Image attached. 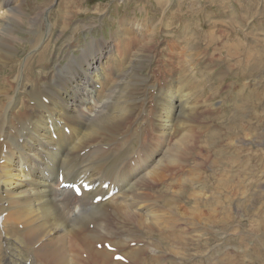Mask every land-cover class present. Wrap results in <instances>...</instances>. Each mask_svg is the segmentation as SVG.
I'll use <instances>...</instances> for the list:
<instances>
[{
    "label": "rangeland",
    "instance_id": "obj_1",
    "mask_svg": "<svg viewBox=\"0 0 264 264\" xmlns=\"http://www.w3.org/2000/svg\"><path fill=\"white\" fill-rule=\"evenodd\" d=\"M19 1L14 3L15 6L19 4L18 10L22 17V23L18 24L19 28L15 32L19 38L13 45L17 51L16 57L28 54L24 45L30 42L45 43L52 37L55 39V53L59 57L64 55L63 64L72 54L79 53L84 44L83 49L96 48L100 41H104L101 39L103 37L112 40L111 44L115 48L113 58L117 59L119 68L122 62L127 63L129 56L138 53L137 57L141 58L138 50H144L142 69L138 70L140 81L148 79L152 83L158 78L155 85L166 84L172 74L176 80H170L173 83L171 85L187 90L189 81H185L186 78H195L199 90L194 93L197 96L194 99V111H202L194 116L193 123L196 124L186 126L188 143L177 149L172 146L177 150L174 153L176 161L171 159L169 166H161V180L147 179L148 183L141 184L143 187L147 184V191L151 189L146 193L147 201L144 200L147 206L150 205L149 214L157 210L161 216L162 211L154 207L157 206L164 209L163 217H171L167 220L163 218L164 221L156 217L150 219L165 225L169 230L165 228L161 231L162 228H158L160 233L154 231L150 234L134 226L137 232L140 230L142 233H137V237L136 233L123 234V239H140L130 241L128 245L132 247L128 251L136 248L144 251L141 253L146 256L159 257L153 264H264V0ZM69 8L71 14L66 18L67 25L73 27L84 24L87 28L80 27L77 33L69 30V38L65 35L58 38L61 20H50L54 17L60 19L59 14L67 12ZM42 15L44 22L40 20ZM81 17L84 20L80 21ZM123 17L130 18L128 22L125 21L127 28L131 27L129 35L132 38L129 40L122 39L121 34L114 35L121 22L118 23V18ZM35 19L37 23L32 26ZM188 40L191 41L192 53L186 51ZM8 41L11 42V39ZM41 49L35 51L26 68L19 70L31 74L24 75L25 81L22 77L24 83L29 85L33 81L31 90L25 91L23 86L25 92L37 91V87L47 91L46 82L42 86L39 84L49 79L48 72L44 70L54 69L58 57L48 53L50 61L42 66L44 63L41 60L46 54ZM114 54L117 56L114 57ZM187 54L191 55V61L187 59ZM1 63L0 76L5 78L0 80V90L18 91L14 90L13 85V79L18 77L15 75L19 72L15 62H7L8 69ZM34 70L38 71L35 76ZM0 100H4L3 96H0ZM30 109L29 102L21 96L10 118L23 119L28 116ZM158 112L162 110L155 111L147 107L141 117L144 115V122H152ZM124 134L133 136L130 140L136 150L145 144L158 157H162L165 148L173 143L175 137H169V143H162L157 133L150 131L142 122L130 124V130ZM210 134L212 138L209 140ZM206 142H209V146ZM2 154L0 149V158ZM2 169L4 165L0 166ZM192 205L195 211L203 213V218L189 213ZM125 213L126 210H122L121 217L125 218ZM107 214L111 215L110 212ZM200 219L209 220L208 227ZM174 233L179 234L174 236L175 239L166 238V235L171 237ZM77 236L82 237L78 233ZM149 236L151 239H148ZM159 236L163 237L167 248L171 243L173 250L160 246L156 248L155 244L162 245ZM135 243L138 244L135 246ZM107 244L101 241L98 246L106 247ZM80 257L78 262H88L87 254ZM161 258H164L163 262L159 261ZM114 260L119 259L114 257ZM100 261L102 264L106 262L105 258L95 256L92 264H100ZM119 261L124 262V259Z\"/></svg>",
    "mask_w": 264,
    "mask_h": 264
},
{
    "label": "bare ground",
    "instance_id": "obj_2",
    "mask_svg": "<svg viewBox=\"0 0 264 264\" xmlns=\"http://www.w3.org/2000/svg\"><path fill=\"white\" fill-rule=\"evenodd\" d=\"M18 1L0 0V61L4 67L7 66V62H15L19 71L28 66L35 51L41 47L44 55L46 54L41 60L44 63L42 66L50 61L48 53L59 56L55 53V39L48 37L45 43L30 42L29 45H24L28 54L24 57H16L17 51L14 50L13 45L19 37L15 32L19 28L18 24L22 23L19 4L14 5ZM95 8L97 10V7ZM67 10L59 14L60 19L54 17L50 20H61L58 38L64 35L69 38V30L77 33L80 27L87 28L84 24L73 27L67 25L66 18L71 14L70 8ZM100 12L103 13L101 9ZM35 15L37 16V13ZM166 17L169 18V15ZM82 19L83 17L80 21ZM118 19V23L121 22L115 29L114 35L121 34L122 39H131L132 36L129 35L131 27L128 29L125 24L130 18ZM40 20L43 21V15ZM36 23L37 20H33L32 26ZM43 37L45 36H40ZM8 39H11V42ZM101 39L104 41L98 40L101 43L96 48L83 49L84 44L83 50L72 54L73 56L68 57L64 64H61L60 56L54 69L47 71L49 79L42 80L39 84L42 86L46 82L47 91L42 87H37V91L32 92L20 91L25 84L20 71L15 75L18 77L13 79L14 90L18 91L0 90V96L4 99L0 100V132H2L0 136L4 137V143L7 145L2 148L1 156L5 164L4 169L0 170V216L3 215L0 221V264H92L95 256L105 258L104 264H130L127 260L135 264H153L157 262L156 258H159L146 256L141 253L144 251L136 248L128 251L132 247L128 243L140 239H123V234L136 233L137 237V233H142L141 229L150 234L154 231L160 233L158 228H162L161 231L165 228L169 230L165 225L151 220L156 217L159 221H164L163 218L167 220L166 218L171 219V217H163L164 209L154 205L152 206L155 209L162 211V215L160 216L161 212L157 210L149 214L151 208L149 204V206L145 204L147 201L145 196L151 189L147 191V184L144 187L141 184L147 179L159 180V175L162 174L161 166H169L171 159L176 161L174 153L177 147L188 143L189 133L185 131L186 126L193 123L194 116L202 111L197 113L194 111L196 109L194 99L197 97L194 93L199 89L194 76L186 78L185 81H189L187 90L171 85L173 83L170 80H176L172 74L166 84L155 85L154 82L158 78L152 83L148 79L140 81L138 70L142 69L144 50H138L142 55L141 58L137 57L138 53L129 56L127 63L122 62L119 68L117 59L113 58L115 48L111 44L112 40L103 37ZM188 41L186 51L191 52V41ZM123 43L125 47L124 40ZM71 51L75 52V49L71 48ZM116 56L114 54V57ZM186 56L188 60L191 59V55ZM108 63L110 65H107ZM115 66L118 68L116 69ZM36 72L38 71H33L34 76ZM108 73L110 77H106ZM178 78L181 77L178 75ZM97 84L100 85L99 89H96ZM84 89L86 91H82ZM21 96L29 102L30 112L23 119H11L10 113ZM43 97H47V103L42 100ZM158 98L160 100H157ZM83 101H87V105H80ZM147 107L155 111L161 109L162 112H158L152 122H144L145 120L142 119L144 115L142 117L141 115ZM45 114L68 123L71 127L70 137H61L58 142L49 140L44 129ZM134 122L144 123L150 131L157 133L162 143L166 141L169 143L168 138L175 136L173 143L165 148L163 155L161 153L162 157L160 155L158 157L155 151H150L145 144L137 150L136 146H132L130 138L133 136L124 133L130 130V124ZM122 124L125 126L121 128ZM9 129L11 131L6 133ZM18 137L23 138L22 144L17 141ZM211 138L210 134L209 140ZM206 144L209 146V142ZM23 166L28 167L26 169L28 172H25ZM53 167L60 168L64 172L63 181L80 179L90 183L109 181L110 184L118 187V191L111 198L94 203L95 196L105 195L108 192V189H102L99 184L95 189L84 192L80 198L75 199L69 191L59 190L53 184H48L50 180H43L44 173L41 170L51 172ZM14 197L20 200H7ZM194 207L191 206L189 213L197 218H203L201 215L203 213L195 211ZM124 209L125 218L120 215ZM200 220L205 227H208L209 220ZM19 225H22L21 229ZM134 226L140 230L137 232ZM77 233L82 237L78 238ZM176 234L171 237L166 235V238L175 239ZM158 238L161 239L162 245L154 243L155 247L167 248L163 237ZM148 239H151L150 236ZM101 241L103 244L106 241L115 251H110L106 247L100 248L98 243ZM137 244L135 243V246ZM169 248L173 250L171 243ZM82 254L84 256L87 254L88 262L81 260L78 262ZM112 254L121 255L124 262L115 261ZM124 256L128 259L126 260ZM159 261L163 262L164 258Z\"/></svg>",
    "mask_w": 264,
    "mask_h": 264
}]
</instances>
